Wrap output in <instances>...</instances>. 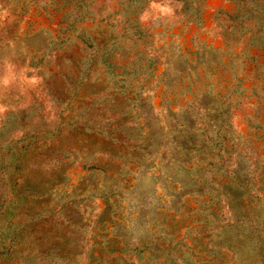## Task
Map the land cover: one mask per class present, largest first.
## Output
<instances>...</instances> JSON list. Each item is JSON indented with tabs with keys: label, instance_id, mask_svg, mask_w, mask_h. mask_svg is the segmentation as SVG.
<instances>
[{
	"label": "rangeland",
	"instance_id": "374dc122",
	"mask_svg": "<svg viewBox=\"0 0 264 264\" xmlns=\"http://www.w3.org/2000/svg\"><path fill=\"white\" fill-rule=\"evenodd\" d=\"M0 264H264V0H0Z\"/></svg>",
	"mask_w": 264,
	"mask_h": 264
}]
</instances>
